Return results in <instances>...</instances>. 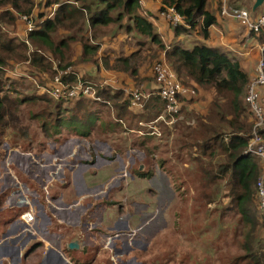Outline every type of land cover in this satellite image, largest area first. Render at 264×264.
Instances as JSON below:
<instances>
[{
	"label": "rangeland",
	"instance_id": "obj_1",
	"mask_svg": "<svg viewBox=\"0 0 264 264\" xmlns=\"http://www.w3.org/2000/svg\"><path fill=\"white\" fill-rule=\"evenodd\" d=\"M73 4L74 6L80 5V3L76 4L74 1ZM217 4L218 0H214L213 5L216 6ZM235 6L243 10L249 9L243 2L235 4ZM209 8L212 9L211 6H209ZM263 8L264 6L262 9ZM142 12L143 11L140 12L141 15ZM154 12L155 14L161 15V12ZM8 13L15 12L11 10L9 6L0 8V30L2 34L5 35L4 39L8 40L14 38V44L12 45L11 52L4 49L6 53L2 52L1 55L9 59V62L4 67L6 68L4 72L10 77L11 82L13 81L16 83L14 86L11 85L10 87H12L11 89H17L20 95L13 92L9 93V104L12 106L14 104L12 107L13 121L15 122L16 120L19 123L13 128L12 125L15 123L9 120L10 122L8 125L0 126V153L2 154L0 159V245L10 248L12 246H18V248L20 247L23 249V261L25 263L24 258L26 259L27 256L32 257V259H39L44 249L42 246L36 244L37 248L30 253L34 241V237H31L28 233L29 230L31 231V228L26 223L24 224L23 221L21 222L18 220L20 219V215L24 213L23 211L29 206L19 207L17 206L19 200L16 198L11 202L9 196L12 191L16 190L17 192L22 190L21 192L26 195L27 199L33 200V194L37 195L36 191H38L39 194H44L43 197H45V199H48L49 195L52 197L54 194L58 193V188H61V191L65 190L66 186L63 187V185L58 182L61 180H57V184L53 187H47L48 191L45 192V185L48 182L47 172L44 173L42 171L39 162L34 164L29 158L46 163H49L50 159H53L54 163H58L59 157L63 158V154H55V148H59L58 142L64 139V137H69V135H72L73 138L80 136L78 133H82L86 126L81 127L80 124L83 120L82 114L79 113L75 118L77 123L75 122L70 126L67 124L62 125L60 128L61 134L55 135L56 128H54V125L58 117L56 113L58 111L53 109L54 104H52L50 108L42 101H37L36 104H30L28 103L29 101L19 104L21 96L25 98L26 95L31 96L34 93L38 95L37 89L36 92L34 89L35 87L37 88V86L41 94L47 93L50 95L49 89L52 86L51 82L53 75L58 72H65L69 68L79 82L82 80L88 82L95 89L99 87L102 82L106 81V78L103 79L101 77V72L125 73L127 79L125 76L121 77V82L124 83V85L150 88L154 81L152 68L159 58L155 53L156 48L149 44L148 39L138 35L136 36L138 38H136L132 45L134 51H140L138 53H141V57H136L137 62L131 65L137 68L136 72L132 70H129L127 73L119 72L118 70L110 69L105 66L106 62L112 63L116 58L122 56L127 57L126 52L120 55L116 54L115 56L103 52L101 55L98 54L96 56L95 59H97L98 62L84 63L80 61L81 55L77 46L73 45L71 55L69 56V61L72 64L66 67L63 66V69H59L56 65L57 60L53 58V60H55L53 67H55L57 71H52L53 75L48 74L42 72L43 66H41V68H36L28 61V52L30 49L35 50L36 47L34 48L32 43H30V45L26 44L27 47L19 45L22 42L16 37H20L19 32L23 29L22 25L19 23L20 18L15 14L16 22H12ZM147 13L152 15L151 12ZM124 17L125 21L122 22V25L127 27L132 23V20L128 19V15ZM161 21H163L162 26L164 28H171L174 30L173 28H175V26H173L168 19L164 18ZM158 28L162 29V27ZM162 32L161 35H164V29H162ZM65 35L67 36L68 34L58 31L53 35V42L56 45L59 44L61 39L65 38ZM185 36L182 34L180 39H175L173 41H169L166 38L165 43L170 46L176 44L186 49H192L195 45L207 42L191 32L187 33ZM114 39L115 38L110 40L106 39L105 42H99L102 46L104 45L102 51L110 52L117 44H121L125 40H133L130 34L127 35L124 32L121 39L115 41ZM137 41L138 43H145L144 46L140 49L137 48L135 46ZM126 43L130 42L127 41ZM222 51L225 52L223 49ZM41 53L50 56V52L42 48ZM68 54H70L69 51L66 52V55ZM45 65L49 67V62ZM95 73L99 75H95ZM6 84L7 87L10 85V83ZM26 89H32L33 91H26ZM2 95L3 94H1V96ZM207 96L211 99V94L209 92ZM88 98L94 99L91 97ZM242 99L245 101L244 97H242ZM52 102L56 103L55 101ZM17 107L21 108V112L18 111ZM74 108V102H66L63 108L58 109L59 113H61L59 117L61 119H64V117L69 118L72 114L67 112ZM107 108H111V106L106 107V109ZM49 111L52 112L49 113ZM166 115L168 114L166 113ZM8 119L10 118L8 117ZM45 120H47L46 123L49 125L48 128H43ZM182 120L183 119L180 121ZM103 121V127H106L108 123L111 129L116 128V130H118V139L115 138L117 142L115 144L113 141L110 143L117 147H123V150H121V148L115 149L123 153L126 149H130L129 152L127 151L124 153L125 159V157L120 154L119 156L116 154L114 155L112 150L110 151L100 144L99 151H97L98 155L93 160L97 169L92 172V178L95 180L98 188L91 190L92 192L97 191V194H99V197H102V200L92 207L93 210L91 209L89 213L90 219L94 221L101 219V217L102 220L104 219V222L101 224L106 226V228L104 233L101 234L102 239L98 241H101L100 244H105L109 237H121L122 234L125 235L121 237L124 238V241L118 252L120 255H123L121 257H124V259H122L123 262L117 261L118 264H134V262L135 264H253L255 262L254 258L246 259V257L250 255V252L245 250L244 247L245 245L253 246L252 252L264 249V219L259 207L255 209L250 206L251 215L256 216L255 226L239 215L237 207L235 208L236 210L223 215L222 212L224 211L222 209L229 205V199L225 197L227 190L224 182L227 183L226 179L223 180V182L221 181L219 185H212L209 189L205 188L204 183H206L207 180L204 179L203 173L200 172L195 162L187 160L189 157H186L187 159L178 160L176 154L172 155L168 153L172 148L171 142L158 141L159 143H157L156 141V145L161 146L160 150H168L167 156L159 157V152L157 154L158 158H156V155L155 157H148L147 160H144V155L142 153L131 148V144L142 135L140 132H125V134H122L120 131L125 129V125L121 124V126H119V121L114 120V116H109V114L103 115ZM194 123V119L190 118L188 125H193ZM143 127V131H147V129L150 130V126L144 125ZM173 127H175V125H173ZM93 133L99 134L97 133V128ZM72 141L74 140L72 139ZM124 141H127V143H124ZM72 143L71 145H67L66 150L64 149V155L70 152V147L74 146ZM85 150H87L86 147ZM46 152L54 155L48 156ZM100 153L103 154L104 157H101ZM160 159H168L169 165L166 167H169L171 173L169 170L166 171L160 166H154V161L159 162ZM108 160L111 161L109 166L105 168L102 167L105 163L109 162ZM115 160L116 162H112ZM124 160H126V165H130L127 170L125 168L126 166L123 164ZM66 164H68V162H66ZM144 164L146 166L148 165L147 170L153 171L154 166L153 173L155 176L153 178L148 179L137 175L136 170L140 169L139 166H144V169L140 171L145 170ZM132 165L133 167H131ZM51 168L55 167H50V169ZM64 168L71 169L69 167ZM41 172H43V174H41ZM6 176L9 177V179ZM113 176L117 179L112 182L113 184L110 183L106 185ZM60 178V176L57 177V179ZM160 179H162L163 182ZM167 179L172 180V183H170V185L168 184V187L166 184ZM6 181L9 182L8 185L5 186L4 183ZM120 181L126 184V189L122 192L118 187ZM173 182L175 186H173ZM164 184H166V186ZM26 185H28V190H26ZM217 188H221L219 189V194H217ZM86 192H88L87 189ZM60 195L61 194H59L58 197ZM207 195L211 197L214 196L213 201L215 202L209 204ZM117 200H121V202ZM121 204L123 207L120 206ZM160 204H162V206H160ZM119 214L120 216L118 217ZM162 218L163 221H161ZM135 220H138V222ZM14 222H16L19 228L12 226ZM96 227H98V224ZM22 229H24L23 235L19 238H15L17 232ZM86 229H88V227H85V230ZM92 234H89L90 236L86 235L85 243L82 246V249H85L84 252L79 249L70 250L69 247L63 248V251L69 254V256L76 261V264H110L109 260L106 259L109 251L103 254L98 253L99 244L96 245L95 238L91 236ZM11 237L15 240H11ZM50 239L51 238H48V240ZM73 242L78 246V243H76L77 241ZM112 242H115V239ZM258 244L261 245V248H259ZM34 253L35 255H33ZM129 257L131 258L128 260ZM3 262L5 264L22 263L19 262L16 254L13 256L10 253L4 255V249L0 248V264H4Z\"/></svg>",
	"mask_w": 264,
	"mask_h": 264
},
{
	"label": "trees",
	"instance_id": "obj_2",
	"mask_svg": "<svg viewBox=\"0 0 264 264\" xmlns=\"http://www.w3.org/2000/svg\"><path fill=\"white\" fill-rule=\"evenodd\" d=\"M73 1L76 4L80 3V5L74 6ZM255 1L228 0L227 2L231 10H240L241 8L235 6V4L245 3L252 14L253 22L256 23L264 13V8L260 7L253 11ZM160 3L159 13L167 10V7H174L184 17L185 24L189 26L187 28L180 25L173 28L177 36L181 33L191 32L197 37L203 38L204 41H208L210 28L220 24L219 15L228 21L236 22V20L221 15L220 0H218L216 6L213 5L214 0H160ZM7 6L15 12L8 13L12 22H16L15 14L20 18L19 23L23 29L19 32L21 38L16 37L22 42L19 45L27 47L32 43L34 48L36 47L35 50L30 49L28 52V61L36 68L43 66L42 72L48 74L53 75L52 71H57L53 67L55 61L53 58L57 60L56 65L59 69L72 64L69 61V56L73 45L80 47L81 62H98L95 58L98 55L100 45L91 41L88 35L89 30L92 31L94 40L99 39L102 41L107 37L115 38L120 31H124L127 34L147 38L149 44L151 46L156 45L159 51L167 49L154 23L147 16L140 14L142 8L140 0H42L39 3L34 0H0V8ZM125 15H128V19L132 20V23L127 27L122 25V22L125 21ZM24 16H33L35 28L30 32H25L27 23L22 19ZM58 31L68 35H65V38L61 39L60 43L56 45L53 42V35ZM251 34L257 37L260 43L264 44V29L258 34L254 31ZM4 38L5 35L0 30V126L8 125L9 120L13 121L12 107L14 104L13 106L9 104V93L19 94L17 89H11L10 86H14L16 83L11 82L10 77L4 72L6 70L4 67L9 59L1 55L2 52L6 53L5 50L12 51L14 38L8 40ZM144 44L139 42L138 48L140 49ZM41 48L50 52V56L42 54ZM67 51L70 54L66 55ZM123 52L121 51V53ZM138 52L127 57L116 58L112 63L106 62L105 66L118 71L128 72L132 70L136 72L137 68L131 65L137 62L136 57H141V53ZM166 56L168 63L176 72L181 83L187 88L197 90L195 94L179 97L181 107L179 113L174 116L177 120L174 124V129L176 128L174 132L164 122H159L158 128L161 136L153 133L154 128L157 127L153 124L163 114L166 101L150 88L143 91L152 92V96L146 100L144 99L141 102L142 105L137 108L132 106L130 99L125 96L124 92L105 86L96 88L97 99L79 97L73 100H56L47 93L41 94L37 86L34 89L35 92L37 89L38 95L34 93L31 96L26 95L25 98L21 96L19 104L28 101L30 104H36L37 101H42L49 108L54 104L53 109L58 111L56 112L58 117L54 125V128H56L55 135L61 134L60 128L62 125L67 124L70 126L75 122L77 123L75 118L79 113L82 114L83 120L80 125L86 127L82 133L78 134L89 137L97 128V133L100 134L97 138L104 143L113 141L115 144L117 142L115 138L118 139V135L117 137L114 136V133L117 132L116 128L111 129L108 123L106 127H103L104 114L114 116V120L119 121V126L125 123L123 132L126 133L130 130L142 132L144 125L150 126V130L143 131L139 139L134 141V145L131 144L132 149L142 152L144 160H147L148 157H155L159 152V157L167 156L168 153L176 154L178 160L189 157L187 160L195 162L200 172L203 173L204 179L207 180L204 183V187L207 189L212 185L221 184V181L223 182L226 179L227 183L224 182L227 190L225 197L229 199V205L222 209L224 211L222 214L230 213L236 210L237 207L239 215L255 226L256 216L251 215L250 206L255 209L259 207L256 182L262 173V164L257 156H252L246 152L255 123L250 106L242 99L246 96L251 79L249 74L238 58L206 43L195 45L192 49H186L176 44L171 45L166 51ZM48 62L49 67L45 65ZM55 75H53L52 80ZM62 79L70 84L79 82L73 74L63 76ZM6 83H10V85L7 87ZM26 91L33 90L26 89ZM208 92L211 94V99L207 96ZM1 94L3 95L1 96ZM66 102H74L75 108L67 112L72 114L69 118L64 117V119H61L59 117L61 113L58 109L63 108ZM108 106H111V108L106 109ZM17 109L21 112L20 107H17ZM180 117H183L182 121L179 120ZM166 118L171 120V116ZM190 118L195 121L193 125H188ZM46 121L43 128L49 127ZM14 123L13 128L19 122L15 120ZM65 139L67 137H64L61 141ZM156 141L157 143H159L158 141L171 142L170 152L160 150L161 146L156 145ZM124 143H127V141H124ZM113 146L117 149L121 148L116 145ZM121 150H123V147ZM1 157L2 154L0 153V159ZM156 158H158V155ZM154 163V166L157 163L166 171L169 170V167H166L169 165L168 159H160L159 162L154 161ZM147 168L148 165H145L144 171L136 170L137 175L148 179L153 178L155 174ZM169 172L171 173L170 170ZM219 189L221 188L216 189L217 194L220 192ZM207 197L209 204L215 202L213 201L214 196L207 195ZM262 217L264 219V216ZM135 221L138 222V220ZM39 245L41 246L40 243H38ZM36 246H33L30 253L37 248ZM259 248H261V245H259ZM244 249L250 252L246 259L254 258L255 262L253 264H264V249L252 252L253 246L251 245H245Z\"/></svg>",
	"mask_w": 264,
	"mask_h": 264
},
{
	"label": "crops",
	"instance_id": "obj_3",
	"mask_svg": "<svg viewBox=\"0 0 264 264\" xmlns=\"http://www.w3.org/2000/svg\"><path fill=\"white\" fill-rule=\"evenodd\" d=\"M140 3L142 6L141 11H143L142 15L147 16L148 19L154 23L155 27L157 28V32L160 35L163 33L162 29H164L165 31L164 35H161V39L164 45H166L165 43L166 38L169 41H173L175 39L178 40L181 38L180 36L182 35V33L181 35L177 36L176 32L172 30L171 28H164L162 26L163 21H161L164 19V17H162L159 14H155L154 11L158 12L159 6L161 4L159 0H142V2ZM147 12H151L153 15H149ZM219 23H220L219 26L217 25V26H213L210 28V38L208 39L206 43L208 45L223 49L229 54H232L233 56L238 58L241 61L242 66L245 69V71L249 74L250 78L254 77L256 73V67L259 61L261 60V58L263 57L264 52L262 51V49H264V44L260 43L257 37L252 35L247 29L241 26L237 21L236 22L232 20L228 21L219 15ZM158 27H162V29ZM123 32L120 31L115 36L114 41L117 39H121L123 37ZM88 35L93 43L100 45V51L98 52L99 55H101L103 52H106V54L115 56L116 54L120 55L121 51H124L127 53V56H130L136 52L132 48V45L134 44L136 38H138L136 37L135 34H130V36L133 39L131 41L127 40L130 43H126L127 41L125 40L121 44H117L116 47L114 46V49H112L110 52L102 51V48L104 47V45L102 46L99 42H103V41L105 42L106 39L110 40L113 38L107 37V38H104L102 41H99V39L94 40L92 37L91 30H89ZM183 35L185 36L186 34H183ZM135 46L138 48L139 46L138 41L135 43ZM152 46L156 48L155 52L157 53L158 58H160L163 51H159L156 45H152ZM169 46L170 45H166V48H169ZM77 48H78V51L81 52L80 47H77ZM119 72H124V71H119ZM95 75H99V74L95 73ZM124 76H125V73L118 74L116 72H110V73L101 72V77L103 79L106 78V81L102 82V84L106 83L104 85L105 87H110L113 90H118V91L121 90L122 92H124L123 91L124 88L132 86V85L130 86L124 85V83L121 82V77H124ZM101 85L99 87H104ZM153 87H154V81L152 82L150 89L152 90ZM145 89L147 90L148 88H145ZM262 96L264 98V89L262 90ZM263 102H264V99H263ZM162 115H165L164 119L161 118ZM162 115L155 121L153 126H157L155 128L159 130L158 122H164L166 125H168L171 128L172 131H174L173 125L176 123L177 120H175L172 116H171V120H169L166 117L170 115H166L165 112H163ZM123 124L125 125V123ZM117 132L114 133V136L116 137H117ZM120 132L122 134H125V132H123V129ZM130 132H136V131L130 130ZM98 135L100 134L92 133V135H90L89 137L78 136L74 138L71 135L67 137V139H65L64 141L58 142L59 148L56 149L54 147L55 154L56 155L63 154L62 155L63 158L59 157L58 163L57 162L54 163L53 159H50V162L46 163L42 161L40 162L39 160L38 161L34 160L33 158H29L30 161L34 164L36 162L37 163L39 162L42 168V171L44 173L47 172L46 175L48 177V182L45 186L53 187L55 186V184H57L56 183L57 180H61L58 182L61 185H63V187L66 186V188L63 191H61V188H58V193L54 194L52 197L51 195H49L48 199H45V197H43L44 194H39L38 191H36L37 195L33 194L34 195L33 200L27 199L26 195L21 192L22 190H19L17 192L15 190L11 192V195L9 196V200H11V202H13L14 199L17 198L19 200L17 206L19 207L29 206L23 212L29 211L31 208H33L34 213L36 215V220L34 224L29 225V227L31 228V231L29 230L28 233L31 237H34V241L32 245L34 246L40 243L44 250L42 252V256H40L39 259H36V258L32 259V257L27 256L26 259L24 258L25 260V263H24L23 249H21L20 247L18 248V246H12L10 248V247H3L0 245V248L4 249V255L10 253L13 256L16 254L19 262H22L21 264H76V261L73 258H71L69 254H66L63 251V248L69 247L70 250L79 249L80 251L84 252L85 249H82V246L85 243L86 235L90 236L89 234L94 233L91 236L95 238L96 245L99 244L98 253L103 254L109 251L108 257L106 259L109 260L110 264H118L117 261L123 262L122 259H124V257H121L123 255H120L118 253L119 250L117 248L122 247L124 238H121V237L124 234H122L121 237L119 236H112L111 238L109 237L108 241L105 242V244L104 243L100 244L101 241L100 242L98 241L99 239L100 240L102 239L101 234L104 233L105 228H106V226L101 224L102 222H104V219L102 220V217H101V219L99 220H95V221L91 220L89 213L91 209L93 210L92 207L95 204H98V202L100 203L102 200V197H99V194H97L98 193L97 191L92 192L91 190V189L98 188L96 186L95 180H93L92 178L93 177L92 172L97 169L93 163V160L98 155L97 151H99L100 144L103 145L106 149L110 151L112 150V153L114 155L116 154L117 156H119L120 154L121 156L125 157L124 153L127 151L129 152L130 149L126 150L124 153L118 152V150L113 147L110 141L107 142L110 144L99 141V139L97 138ZM158 136H161V133ZM110 138H114V137H110ZM72 139L74 141H72ZM71 143L74 144V146L70 147L69 149L70 152H67L66 155H64L63 153L64 149L66 150L67 145H71ZM83 146H85L87 150H85V147ZM46 155L53 156L54 154H50L49 152H46ZM100 156L104 157V155L101 153H100ZM66 162H68V164H66ZM110 162L111 161H109L108 163H105L102 167L104 168L108 167ZM112 162H116V160ZM123 164L126 166L125 167L126 170L127 168L130 167V165L128 164L126 165V160H124ZM157 166H160V165L156 164V167ZM50 167H55V168L50 169ZM64 167H69L71 169H66ZM46 168H48L49 170ZM8 169H11V168H8ZM38 169L41 170L40 168ZM43 172H41V174H43ZM58 176H60L61 178L57 179ZM7 178L9 179V177ZM115 179L117 178L114 176L111 177L110 182L107 183L106 185L110 183L113 184L112 182ZM160 180L162 181V179ZM8 182L9 181H6L4 185L5 186L8 185ZM166 182L165 183L167 184V187H168V184L170 185V183H172V180L167 179ZM166 184L164 185L166 186ZM26 187H27L26 190H28V185H26ZM118 187H119V190H121V192L125 190L126 189L125 182L120 181V184L118 185ZM86 189L88 190V192H86ZM59 194L61 195L58 197ZM117 201L121 202V200H117ZM120 206L123 207L122 204ZM160 206H162V204H160ZM119 216L120 214L118 215V217ZM18 220L22 222L21 218ZM161 221H163V218L161 219ZM97 224H98V227H96ZM12 226L19 228L16 222H14ZM85 227H88V229L85 230ZM23 230L24 229L19 230L15 238L21 237L24 233ZM48 238H51V239L48 240ZM114 239H115V242H112ZM11 240H15V239L12 238ZM73 241H77L76 243H78L77 244L78 246H76L75 248H70L71 243H74ZM33 255H35V253ZM130 258L131 257H129L128 260ZM122 264H125V263H122Z\"/></svg>",
	"mask_w": 264,
	"mask_h": 264
},
{
	"label": "built area",
	"instance_id": "obj_4",
	"mask_svg": "<svg viewBox=\"0 0 264 264\" xmlns=\"http://www.w3.org/2000/svg\"><path fill=\"white\" fill-rule=\"evenodd\" d=\"M42 0H36L39 3ZM221 1V15L228 17L230 19L236 20L241 26L247 29L250 33L254 31L259 33L264 29V13L258 18V20L253 22L252 14L248 10H231L228 7V0ZM142 2V0H140ZM53 16V14H51ZM161 16L168 19L169 22L177 27L183 25L189 27L185 24L184 17L178 13L174 7H167V10L161 11ZM23 21L27 23L25 27V32H30L35 28L33 16H24ZM166 50H164L159 58V60L153 65L152 73L154 77V87L157 89L152 90L166 101V108L164 110L168 115L174 116L179 113L181 103L179 97L188 96L190 94H195L196 90L185 87L181 81L178 79L176 72L170 66L166 56ZM264 52V49H262ZM73 72L69 68L65 72H58L52 80V86L49 89V94L56 100H72L79 97H95L96 89L87 82L80 81L78 84H70L62 79V75H72ZM103 83L101 86H104ZM264 89V56L259 61L256 67L255 76L250 79L247 87V92L245 96L246 103L250 106L255 123L252 128L251 138L248 143L246 152L252 156H257L262 164V173L256 182L257 198L259 203V210L264 216V102L262 96V90ZM142 87L130 86L123 89L125 95L130 99V103L133 107H140L143 100L148 99L152 96V92H144ZM165 115L161 118L164 119ZM175 119V118H174ZM183 119L180 117L179 120ZM176 120V119H175ZM177 122V121H176ZM155 134L160 135L159 130L155 128ZM48 186H46L45 192L48 191ZM21 220L32 225L36 220V215L33 208L26 211L20 215Z\"/></svg>",
	"mask_w": 264,
	"mask_h": 264
},
{
	"label": "water",
	"instance_id": "obj_5",
	"mask_svg": "<svg viewBox=\"0 0 264 264\" xmlns=\"http://www.w3.org/2000/svg\"><path fill=\"white\" fill-rule=\"evenodd\" d=\"M264 5V0H256L253 6V11H256L258 8L262 7ZM155 84V83H154ZM157 89V87H153L152 90ZM144 166H140V170H143ZM76 245L75 243H71L70 248H75Z\"/></svg>",
	"mask_w": 264,
	"mask_h": 264
},
{
	"label": "flooded vegetation",
	"instance_id": "obj_6",
	"mask_svg": "<svg viewBox=\"0 0 264 264\" xmlns=\"http://www.w3.org/2000/svg\"><path fill=\"white\" fill-rule=\"evenodd\" d=\"M117 249L120 251L121 247H118ZM122 251H123V249H122Z\"/></svg>",
	"mask_w": 264,
	"mask_h": 264
},
{
	"label": "clouds",
	"instance_id": "obj_7",
	"mask_svg": "<svg viewBox=\"0 0 264 264\" xmlns=\"http://www.w3.org/2000/svg\"><path fill=\"white\" fill-rule=\"evenodd\" d=\"M263 6H264V5H263ZM263 6H262V7H263Z\"/></svg>",
	"mask_w": 264,
	"mask_h": 264
}]
</instances>
